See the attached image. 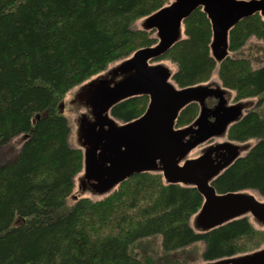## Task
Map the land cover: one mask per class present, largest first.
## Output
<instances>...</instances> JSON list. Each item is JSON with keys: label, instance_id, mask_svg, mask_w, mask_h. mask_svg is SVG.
<instances>
[{"label": "trees", "instance_id": "obj_1", "mask_svg": "<svg viewBox=\"0 0 264 264\" xmlns=\"http://www.w3.org/2000/svg\"><path fill=\"white\" fill-rule=\"evenodd\" d=\"M170 1L0 0V264H188L197 255L214 260L264 245V228L248 217L193 230L190 219L201 194L193 186L166 183L160 173L134 174L99 199L73 192L83 156L69 143L59 103L110 63L153 45L151 31L132 25ZM182 31L161 57L175 64L171 78L177 86L207 82L216 70L235 100L257 98L226 133L250 142L247 152L211 184L218 193L264 196V63L254 67L235 55L251 36L264 42V21L255 13L231 27L228 49L234 54L218 64L210 53L211 25L200 8L183 20ZM147 103L146 95L130 97L110 112L127 122L142 115ZM197 113L196 103L187 104L175 127L190 124ZM21 134L27 139L13 156L7 143Z\"/></svg>", "mask_w": 264, "mask_h": 264}, {"label": "water", "instance_id": "obj_2", "mask_svg": "<svg viewBox=\"0 0 264 264\" xmlns=\"http://www.w3.org/2000/svg\"><path fill=\"white\" fill-rule=\"evenodd\" d=\"M197 8L210 21V49L217 62L228 53L231 27L255 13L264 21V0H172L142 19L141 28L154 30L157 43L137 49L105 74L80 86L75 94L91 113L90 117L82 113L77 123L78 145L83 148V173L78 177V189L103 195L133 174L158 171L167 183L192 185L202 195L203 203L192 220L196 231L210 230L248 213L255 222L264 225V201L246 191L217 193L211 184L247 151L248 143L224 140L203 148L195 158L187 157L191 149L207 139L224 138L228 125L243 115L245 102L226 105L225 95L230 98L231 91L216 81L177 87L170 80L171 70L166 64L150 63L182 37V21ZM139 95L148 97L140 117L119 123L110 115L113 105ZM208 97L217 99L212 110L205 105ZM191 102L199 105L197 117L188 126L175 128L178 113ZM211 111L217 115L206 125L204 121ZM39 116L36 114V118ZM204 264H264V247Z\"/></svg>", "mask_w": 264, "mask_h": 264}, {"label": "rangeland", "instance_id": "obj_3", "mask_svg": "<svg viewBox=\"0 0 264 264\" xmlns=\"http://www.w3.org/2000/svg\"><path fill=\"white\" fill-rule=\"evenodd\" d=\"M140 23H141V20H136L134 23H133V27L134 28H140ZM151 36H154V32H151L150 33ZM234 52H230L229 51V56H233ZM241 55L243 57H247L249 59H251L254 67H257L259 65H261L262 63H264V42L259 40V39H256L255 37L251 36L249 37L245 44L243 45V47L237 51L235 53V55ZM165 63H167L171 68L173 67L167 60L165 61ZM117 63V62H116ZM115 62L113 64H111L109 67H107L103 74H105L110 67L114 66L116 64ZM217 71L214 70L213 74H212V77L210 78L209 81H217L218 78H217V75H216ZM79 89V86L76 85L72 88H70L63 96V103H64V106L62 108V113L63 115L67 118L68 122H69V125H70V136H69V142L72 146H76L77 145V142H76V134H75V130L77 128V119L80 117L81 113L86 111L84 107L81 106V103L79 101V99H77L75 97V94L77 92V90ZM234 94L232 93V97L231 99L229 100V103H232V102H235L234 98H233ZM73 99V100H72ZM257 100V98H254V99H251L250 100V107H254V104H255V101ZM74 101V102H73ZM260 113H264V101H262V105H261V111H259ZM88 116V114H87ZM212 141H219V139L217 138H214L212 139ZM23 143V137L18 135V136H15L13 138H11L7 145H10L12 147V154L13 156L16 155V153L18 152L21 144ZM206 144L203 143L199 146H197L195 149H193L191 151V154H190V157H193L195 155H199L202 148L205 146ZM3 158L1 157L0 158V162H3ZM82 171L79 173L81 174ZM76 175L75 177V186H74V190L73 192L75 193L76 189H77V183H78V180H77V177L78 175ZM88 196H90L89 194H87ZM253 195L257 198V200L259 201H263L264 200V196L262 195H259L258 193H253ZM90 198L92 199H97L98 197H92L90 196ZM73 199H72V196H69L66 200V203L68 205L72 204L73 203ZM249 221L257 228H264V226L258 224L257 222H255V220H253V218L250 216V215H247ZM156 240L159 241V239L157 238ZM160 242V241H159ZM188 264H204L203 263V260L199 258V256L197 255L195 260H190L188 261Z\"/></svg>", "mask_w": 264, "mask_h": 264}, {"label": "flooded vegetation", "instance_id": "obj_4", "mask_svg": "<svg viewBox=\"0 0 264 264\" xmlns=\"http://www.w3.org/2000/svg\"><path fill=\"white\" fill-rule=\"evenodd\" d=\"M214 101V100H213ZM215 104V103H214ZM82 105V104H81ZM213 106V103L209 106H207V107H212ZM209 110H212V109H209ZM217 115V112H213V111H211L210 113H209V115H208V117H207V120H205L204 121V124H206V125H209V124H211L214 120H215V116Z\"/></svg>", "mask_w": 264, "mask_h": 264}]
</instances>
